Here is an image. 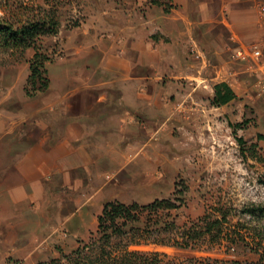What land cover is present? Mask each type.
<instances>
[{
	"label": "rangeland",
	"instance_id": "1",
	"mask_svg": "<svg viewBox=\"0 0 264 264\" xmlns=\"http://www.w3.org/2000/svg\"><path fill=\"white\" fill-rule=\"evenodd\" d=\"M262 4L0 0L2 23L56 21L55 32L40 34L35 47L5 45L0 37V264L52 258L68 264L79 246L93 242L90 248L100 249L97 216L107 201L142 206L156 199H171L176 207L141 210L108 249L136 251L125 257L161 264L257 262L264 219L244 208L264 202V139L258 137L264 135V77L232 56L230 31L247 40L264 36ZM136 45L141 55L134 65ZM36 51L48 57L49 87L28 95ZM120 58L130 64L126 69ZM75 82L82 89L93 83L110 98L111 115L87 130L95 151L85 150L89 159L81 140L70 139L72 125L65 129L71 119L54 117L56 100ZM220 82L236 97L215 105ZM61 124L62 134L55 131ZM44 137L45 173L23 181L21 173L33 176L37 166H13L8 159L18 162L27 153L22 138ZM18 192L30 197L10 195ZM213 220L216 227L207 232ZM166 221L172 230L164 228Z\"/></svg>",
	"mask_w": 264,
	"mask_h": 264
},
{
	"label": "trees",
	"instance_id": "2",
	"mask_svg": "<svg viewBox=\"0 0 264 264\" xmlns=\"http://www.w3.org/2000/svg\"><path fill=\"white\" fill-rule=\"evenodd\" d=\"M56 30V21L53 18L31 21L27 24L14 27L12 24L0 22V37L5 45L15 46H36V38L42 33H53ZM48 57L39 51H36L30 62V74L25 85V93L32 95L35 92L43 91L49 87V78L46 76L45 61ZM32 85V89L28 86ZM236 97L235 92L226 82H220L214 86V96L212 103L220 105ZM258 137L264 139V135L259 133ZM176 204L171 199H156L145 205H139L136 202L126 204L120 201H107L97 216L98 239L101 241L99 250L93 251L92 244L86 243L84 246L76 248L70 256L67 257L68 264H161L159 261L146 262L145 260H134L127 256L137 255L136 251L123 250L116 253L107 248L113 236H123L126 234L125 226L128 223H134L139 219L141 210L158 211L159 208H175ZM245 212L252 216L264 219V202H252L246 206ZM216 220L208 222L205 228L207 232L216 227ZM218 221V220H217ZM172 222H164V228L172 230ZM136 229L134 233H138ZM141 235V234H140ZM135 238L134 241H138ZM187 245V244H186ZM156 255V254H155ZM38 264H59L57 258H52L49 262H38ZM254 264H264V250L260 252V257Z\"/></svg>",
	"mask_w": 264,
	"mask_h": 264
},
{
	"label": "crops",
	"instance_id": "3",
	"mask_svg": "<svg viewBox=\"0 0 264 264\" xmlns=\"http://www.w3.org/2000/svg\"><path fill=\"white\" fill-rule=\"evenodd\" d=\"M259 13L264 14V12L260 11V8L258 9ZM226 17L221 18V22L225 23ZM230 26V23H229ZM231 27V26H230ZM230 39L232 41L233 48L236 47H245L246 45L256 42L259 44L261 52H262V58L264 59V36H258L253 39L247 40L243 38L239 32L235 31L234 29L231 28L230 31ZM136 44V43H135ZM139 45V44H138ZM134 53V56L136 58V62L134 65H136L137 59L140 57L141 52L137 48V45L134 50H132ZM241 60V59H240ZM117 64H121L122 67L126 69L129 63L125 62L123 59H118ZM250 64V69L251 71L262 75L264 77V64L262 60L259 62H255L251 59L248 60H243ZM140 64V61H139ZM73 81V80H72ZM123 81V80H120ZM124 82V81H123ZM95 84L92 83V85L88 86L86 89H82L81 84H78L75 82L74 86L70 89V94L66 96H62L56 100V114H55V121L56 122H63L64 120H67L70 118L71 120L67 124L66 122V130L70 125L71 130H70V139H78L81 140V144L79 149H83V153H85V158H90V153L95 152L92 149H90L92 144H90L89 141H87V137L90 136V134L87 133V130L91 127L92 124L98 125L100 121H103L106 115H111L108 111L109 109V102L110 98L107 97L108 93L105 92H95L94 86ZM93 86V88H91ZM151 98V97H150ZM104 108V109H103ZM96 114V115H95ZM95 115V116H94ZM57 128V127H56ZM55 131H58L62 134L63 132V126H59ZM24 141H18L22 144V148L25 149L27 148V153H24L22 158L18 159V162L12 161V159H8V162L11 163L13 166H25L29 164H34L37 166V172L34 173L33 176H30V174L27 173H21L20 177H22L23 181H30L31 179L36 180L41 178L44 173H45V163L43 162L42 158L45 155V149H46V137L44 138H39L34 140V142L28 143V139L22 138ZM63 138L60 137V140ZM24 142L27 143V145L24 146ZM10 143V142H9ZM87 144V147L84 145ZM105 146V145H104ZM89 149V150H88ZM90 151V153H87L86 151ZM93 161L88 160V164ZM89 179V176H87ZM18 187L19 189L24 188V183L22 186H15ZM41 194V193H39ZM12 197L16 198H24V197H30L29 192H18L16 194H10ZM15 198V199H16ZM25 200V198H24ZM23 200V201H24Z\"/></svg>",
	"mask_w": 264,
	"mask_h": 264
},
{
	"label": "built area",
	"instance_id": "4",
	"mask_svg": "<svg viewBox=\"0 0 264 264\" xmlns=\"http://www.w3.org/2000/svg\"><path fill=\"white\" fill-rule=\"evenodd\" d=\"M260 11L264 12V4L260 5ZM196 57L200 56V53L195 54ZM232 56L236 59L248 60L251 59L255 62L262 60L264 64V59L262 58V52L260 46L256 42H252L245 47L233 48Z\"/></svg>",
	"mask_w": 264,
	"mask_h": 264
}]
</instances>
